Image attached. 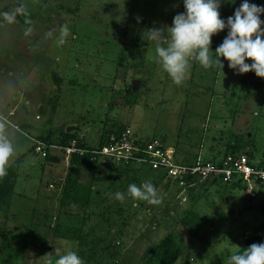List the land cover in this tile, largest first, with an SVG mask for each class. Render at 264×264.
Returning <instances> with one entry per match:
<instances>
[{"label":"rangeland","instance_id":"obj_1","mask_svg":"<svg viewBox=\"0 0 264 264\" xmlns=\"http://www.w3.org/2000/svg\"><path fill=\"white\" fill-rule=\"evenodd\" d=\"M20 2L35 14L30 34H25L19 15L11 24L0 16V118L6 117L19 129L14 132L17 153L9 165L23 158L9 217L0 215V264H46V254L53 253V261L57 258L55 249L61 254L69 248L77 253L81 247L88 250L89 245L80 242L78 246L74 238L83 234L74 231L85 225L84 233L94 232L87 237L88 243L98 237L109 242L113 238L109 230L121 233L109 246L102 241L85 264H141L169 233L182 250L175 264H227L264 219L259 209L264 188L247 184L256 195L249 197L243 181L236 188L217 182L210 188L204 184L193 192L179 193L146 165L134 168L137 179L115 167L109 175H116L109 179L115 187L107 190L108 182L97 185L91 199L98 208L92 206L85 213L60 201L67 172L64 159L45 161L33 152L28 137L51 131L56 139L62 127H73L94 147L106 131L128 126L136 139L165 138L166 146L177 148L178 162H184L187 155L209 161L222 159L228 133L249 123L244 153L258 163L264 152V94L261 98L256 90L242 85L243 74L230 69L223 58V70L205 69L192 61L183 84L173 83L154 59L155 43L143 35L150 28L171 27L174 17L181 14L183 0H80L75 14L60 7L61 3L73 7L74 0H0V13ZM242 3L220 0L221 19L226 22ZM257 6L264 7V0H258ZM260 19L264 21V14ZM63 25H68L70 35L60 43ZM227 35L225 28L212 37L213 52ZM53 73L60 77L55 89ZM249 91L254 117L240 113L242 97ZM10 106L15 117L6 116ZM102 166L97 170L106 173ZM80 177L86 181L87 171ZM148 180L160 194H169H161L160 205L133 201L127 194L130 184L139 186L138 181ZM117 192L125 194L123 202L115 199ZM189 209L206 220L194 239L178 225ZM100 211H105L104 218L97 217ZM66 227L72 229L66 233L70 238L63 235ZM4 243L10 246L6 249Z\"/></svg>","mask_w":264,"mask_h":264},{"label":"clouds","instance_id":"obj_2","mask_svg":"<svg viewBox=\"0 0 264 264\" xmlns=\"http://www.w3.org/2000/svg\"><path fill=\"white\" fill-rule=\"evenodd\" d=\"M183 3L185 12L174 17L171 27L150 28L143 35L144 39L146 36L155 43L154 59L174 84H183L190 72L192 61L198 62L205 69L215 67L223 70L221 58L228 62L230 69L239 74L254 72L258 78L264 79V21L260 19L261 14H264V7L243 0L234 15L225 22L219 12L220 0H183ZM17 15L27 16L22 2L11 11L0 13L9 24L16 21ZM25 23L30 21L26 20ZM225 28L228 29V35L213 52L212 37ZM30 32L31 29H27L25 34ZM69 35L68 25H63L60 29V43ZM248 60L252 63H246ZM18 131L6 117L0 118V178L7 175V166L17 153L14 132ZM64 162L67 166V162ZM127 194L133 201H142L149 205H160L163 201L162 195L150 180L139 186L130 184ZM115 199L123 202L125 194L117 192ZM54 253L57 256L54 261L51 259L53 253L43 257L46 264H85L71 248L62 254L59 249H55ZM227 264H264V243H253L232 254Z\"/></svg>","mask_w":264,"mask_h":264},{"label":"trees","instance_id":"obj_3","mask_svg":"<svg viewBox=\"0 0 264 264\" xmlns=\"http://www.w3.org/2000/svg\"><path fill=\"white\" fill-rule=\"evenodd\" d=\"M74 6L65 5V3H61L60 7L64 11H69L71 14H75L78 10L76 3H79L80 0H74ZM251 4L258 5V0H248ZM72 8V9H71ZM181 10L180 13L185 12L184 3L181 4ZM27 16L19 15L20 17V25L24 30H27L32 22L35 19V14L27 9ZM28 20L30 23H25V21ZM143 24V21H141ZM120 63V61H119ZM52 80V88L59 85L60 77L53 73L51 76ZM241 84L256 90L255 95H260L261 98L263 97V90L264 89V79L258 78L254 72H249L247 74H243L241 79ZM129 93H131V89H129ZM250 91L247 92L242 99L244 100L242 109H240L241 114H249L250 116L254 117V113H251V105L254 104V101H249V95ZM251 100V99H250ZM48 103V101H47ZM46 103V104H47ZM54 107L55 105L52 104ZM129 105H131L129 103ZM259 108V107H258ZM259 117V114L257 116ZM67 127H62L60 131L58 132V137L54 139L50 136L51 131L47 133L45 136H40L37 139L45 141L47 144H55L60 147H66L69 145V143L72 140H75L77 142V146L83 149H97L101 147L102 145L109 144L113 140H116L121 132L124 131V129L128 128V126L118 127V129H115L112 131H106L103 133L100 138L99 142L96 146L90 147L86 144L85 138L83 136H80L78 133L74 131L72 132H66ZM251 129V124L247 123V126H244L238 130H233L232 132L228 133L227 136V143L225 147V154L223 155V159H228L234 155L239 154H245L244 152L247 149V141H246V134H244V131L249 132ZM175 155L177 153V148L174 147ZM247 155V154H245ZM249 157V155H247ZM63 156L60 155H48L45 157V161L50 163H58L61 159H63ZM250 158V157H249ZM216 159L211 158L210 161H215ZM257 163V162H255ZM21 165V158H17L14 160V162L7 167V175L3 178H0V215L4 219H8L9 213H10V207L12 202V196L15 188V183L17 181L18 175H19V167ZM98 165H103L99 161L92 160V155L88 152L87 154L79 155V154H73L68 158L67 162V172L66 177L61 189V196L60 201L67 204H74L81 208L85 213H88L89 208L96 207L98 208V205L92 204V186L94 183L99 182V186H103L106 182L108 184L105 186L108 190L110 187L114 186V181L110 182L109 179L105 176L101 175V171L97 170ZM105 167H116L118 170H120L123 174L129 175L131 172L133 175L135 174V167L132 166H124L121 164H113V163H107L104 165ZM257 166L264 167V152L262 153L261 161L257 163ZM103 167V166H102ZM83 171H87L88 173V179L86 181H82L80 175ZM135 178V176H132ZM215 183V182H213ZM217 183V182H216ZM215 183V184H216ZM246 185L242 187L241 181H233L231 183L230 188H236L238 186L242 187L246 191L248 190L247 184L248 182H244ZM207 184V183H204ZM219 184V183H217ZM251 184V183H250ZM256 185L260 186V189L264 188V182L256 181L254 183ZM202 184H198L197 187H200ZM196 187V186H195ZM196 187V188H197ZM254 193V192H253ZM256 196V195H255ZM259 209L261 214L264 216V200L259 204ZM88 215V214H86ZM105 211H100L97 214V217L104 218ZM84 219V218H83ZM83 219L81 218L79 221V225L81 226ZM206 224V220L201 217V215L194 209H189L183 213V216L179 219L178 225L179 229L183 232L184 235L189 236L190 239L196 238L203 226ZM86 226V225H85ZM85 226L82 228L75 230L74 233H83L80 235H75V241L78 243V246L80 242L82 245H89L90 248L87 250L83 247L78 251V255L85 261L86 259H90L97 250L99 244L103 241L106 245H110V243H115V240L118 239L117 237H120L121 233L116 231L114 229L113 232L109 230V235H113L112 240H109V242L104 241L102 238H96V242L88 243L86 242L88 239L87 237L94 235L92 230L88 233H84ZM57 228L59 230V226L57 225ZM63 228V227H61ZM56 230V228H55ZM71 231L70 227H66L64 229L63 235L65 237L70 238L71 235H66L67 231ZM60 231V230H59ZM87 232V231H86ZM1 236V235H0ZM253 243H264V219L260 223V225L252 232L248 237L245 239L241 249L239 251H242L252 245ZM10 245L4 243V248H8ZM23 248L20 249V254L24 252L25 247V241L23 243ZM83 248V249H82ZM79 249V247H78ZM18 250V249H17ZM150 253L148 256L143 258V261L141 264H175L177 259L180 257L182 250L180 248L179 243L176 241V238L172 234H166L160 241L153 246V248L149 251ZM238 252V251H237ZM236 252V253H237ZM91 260V259H90Z\"/></svg>","mask_w":264,"mask_h":264},{"label":"built area","instance_id":"obj_4","mask_svg":"<svg viewBox=\"0 0 264 264\" xmlns=\"http://www.w3.org/2000/svg\"><path fill=\"white\" fill-rule=\"evenodd\" d=\"M28 138L33 144V152L42 158L47 154L60 155L68 162V158L73 154L83 155L89 152L92 160L101 164L113 163L132 167L146 165L158 177L174 184L179 193L189 191L190 187L201 183L264 182V167L257 166V163L245 154L215 161H203L196 157L190 163L178 162L174 148L166 146L165 141L159 138L136 139L129 127L124 129L116 140L91 150L80 148L75 140L66 147H60L37 138ZM246 193L249 197H255L252 191L247 190Z\"/></svg>","mask_w":264,"mask_h":264},{"label":"crops","instance_id":"obj_5","mask_svg":"<svg viewBox=\"0 0 264 264\" xmlns=\"http://www.w3.org/2000/svg\"><path fill=\"white\" fill-rule=\"evenodd\" d=\"M22 110H19V111H17V112H20V113H22L21 112ZM14 113H15V109L14 108H11V106L9 107V109H8V111H7V114H6V116L7 117H15L14 116ZM165 139V138H164ZM165 142H166V139H165ZM19 158H21V161H22V157H19ZM193 159V160H192ZM192 159H190V157H188V155L186 156V160L184 159V162H186V161H189V163L190 162H193L195 159H196V157H193ZM11 165V164H10ZM8 167V166H7ZM136 168V167H135ZM113 169H115L114 167H109V166H107L106 168H105V170H106V173L104 172V171H102V170H100L101 171V175L103 176V175H105V176H107V178L108 179H115L116 177V175H112V176H109L110 174H112L113 172H112V170ZM131 175H133L131 172L129 173V175L128 176H130V177H132ZM135 178L137 179V174H136V176H135ZM217 182H221V181H217ZM144 183V181H138V184L139 185H142ZM216 183V182H215ZM215 183H209V184H206L205 185V188L206 187H209L210 188V186H213V184H215ZM202 185H204V183H201ZM97 185H99V182H96V183H94V185L92 186V192H94L95 190L94 189H96V187H98ZM198 185V184H197ZM197 185H194V186H192V187H190V189H189V192L191 191V192H193V190L197 187ZM208 185V186H207ZM196 186V187H195ZM160 191H161V188H160ZM163 191H161V194L164 196V197H166V196H168L169 194H168V192H164V194L162 193ZM160 193V192H159Z\"/></svg>","mask_w":264,"mask_h":264},{"label":"water","instance_id":"obj_6","mask_svg":"<svg viewBox=\"0 0 264 264\" xmlns=\"http://www.w3.org/2000/svg\"><path fill=\"white\" fill-rule=\"evenodd\" d=\"M74 130H75V129H74L73 127H67V128H66V132H68V133H69V132H72V131H74ZM162 141H165V139L163 138Z\"/></svg>","mask_w":264,"mask_h":264}]
</instances>
